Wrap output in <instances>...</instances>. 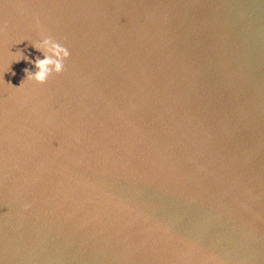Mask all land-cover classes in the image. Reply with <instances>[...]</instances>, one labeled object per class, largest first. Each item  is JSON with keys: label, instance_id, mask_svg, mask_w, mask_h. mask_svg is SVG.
I'll return each instance as SVG.
<instances>
[{"label": "water", "instance_id": "95a60500", "mask_svg": "<svg viewBox=\"0 0 264 264\" xmlns=\"http://www.w3.org/2000/svg\"><path fill=\"white\" fill-rule=\"evenodd\" d=\"M0 29V264H264V0H0ZM42 33L65 70L12 88Z\"/></svg>", "mask_w": 264, "mask_h": 264}, {"label": "clouds", "instance_id": "9594fccd", "mask_svg": "<svg viewBox=\"0 0 264 264\" xmlns=\"http://www.w3.org/2000/svg\"><path fill=\"white\" fill-rule=\"evenodd\" d=\"M0 31H2V29H0ZM31 44L37 51L43 53L44 58L40 59L39 57H37L34 61H29L30 63H34L36 70L33 72L25 68L23 71L26 74V78L21 81L19 87H13L10 83H8L12 88H16V89L21 88L26 80L34 81L36 84L42 85L46 83L48 78L53 74L59 75L65 70L66 66L64 61L69 58L70 52L64 45L59 43L55 38H53L51 35H44L42 33L41 39ZM17 56L18 58L14 60L17 63L21 59H25V60L28 59L26 56H23L22 53L20 52L17 53ZM8 70H10L9 66H8ZM12 75L14 76L15 72H12ZM27 207H29V205L26 204L25 208Z\"/></svg>", "mask_w": 264, "mask_h": 264}]
</instances>
